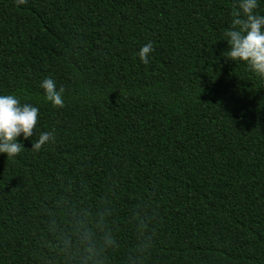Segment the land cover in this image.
I'll use <instances>...</instances> for the list:
<instances>
[{
	"label": "trees",
	"instance_id": "obj_1",
	"mask_svg": "<svg viewBox=\"0 0 264 264\" xmlns=\"http://www.w3.org/2000/svg\"><path fill=\"white\" fill-rule=\"evenodd\" d=\"M235 2L0 0V95L39 109L0 153V264H264V79L227 60Z\"/></svg>",
	"mask_w": 264,
	"mask_h": 264
},
{
	"label": "clouds",
	"instance_id": "obj_2",
	"mask_svg": "<svg viewBox=\"0 0 264 264\" xmlns=\"http://www.w3.org/2000/svg\"><path fill=\"white\" fill-rule=\"evenodd\" d=\"M17 5L27 3V0H15ZM258 0H236L231 12V26L225 32L227 42V60L239 61L246 69L264 79V15L256 12ZM154 51L151 42L142 46L138 52L140 61L149 62ZM41 88L45 99L53 107L63 108L65 89H57L56 82L51 78L43 79ZM39 109L32 104H21L14 95H0V153L7 158L15 157L23 149L17 138L21 135L30 139L38 122ZM54 141L51 132H43L38 140L32 143L31 150L39 152L42 146Z\"/></svg>",
	"mask_w": 264,
	"mask_h": 264
}]
</instances>
